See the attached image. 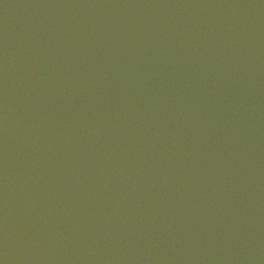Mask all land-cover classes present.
Segmentation results:
<instances>
[{
  "label": "water",
  "instance_id": "95a60500",
  "mask_svg": "<svg viewBox=\"0 0 264 264\" xmlns=\"http://www.w3.org/2000/svg\"><path fill=\"white\" fill-rule=\"evenodd\" d=\"M0 264H264V0H0Z\"/></svg>",
  "mask_w": 264,
  "mask_h": 264
}]
</instances>
